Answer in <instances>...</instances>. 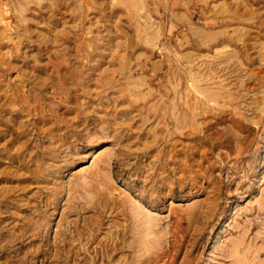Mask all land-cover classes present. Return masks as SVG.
Segmentation results:
<instances>
[{
	"label": "rangeland",
	"instance_id": "1",
	"mask_svg": "<svg viewBox=\"0 0 264 264\" xmlns=\"http://www.w3.org/2000/svg\"><path fill=\"white\" fill-rule=\"evenodd\" d=\"M0 264H264V0H0Z\"/></svg>",
	"mask_w": 264,
	"mask_h": 264
},
{
	"label": "bare ground",
	"instance_id": "2",
	"mask_svg": "<svg viewBox=\"0 0 264 264\" xmlns=\"http://www.w3.org/2000/svg\"><path fill=\"white\" fill-rule=\"evenodd\" d=\"M19 4V3H18ZM22 5V4H21ZM21 8H23V7H21ZM210 34V33H209ZM209 37V36H208ZM196 86V85H195ZM201 94V93H200ZM203 95V94H202ZM205 95V94H204ZM85 182H86V180H85ZM79 183H80V181H79ZM86 184V183H85ZM84 184V185H85ZM88 194V193H87ZM138 205V204H137ZM139 215H142L143 216V225L145 226V228H146V230H147V233L148 234H150L149 232H148V230L150 231V229H151V227H152V224H153V219L149 216V214H147V216H144V214L142 213V211H139ZM146 237V236H145ZM149 237H151V236H149ZM149 237H147V238H149Z\"/></svg>",
	"mask_w": 264,
	"mask_h": 264
}]
</instances>
